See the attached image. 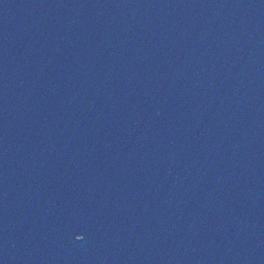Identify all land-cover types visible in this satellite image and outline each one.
<instances>
[{
    "label": "water",
    "instance_id": "obj_1",
    "mask_svg": "<svg viewBox=\"0 0 264 264\" xmlns=\"http://www.w3.org/2000/svg\"><path fill=\"white\" fill-rule=\"evenodd\" d=\"M0 264H264V0H0Z\"/></svg>",
    "mask_w": 264,
    "mask_h": 264
}]
</instances>
